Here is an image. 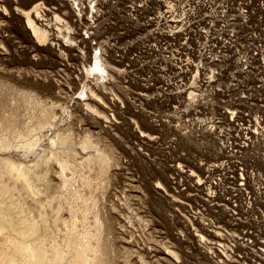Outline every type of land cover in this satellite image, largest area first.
<instances>
[{
  "label": "built area",
  "instance_id": "2783aa9c",
  "mask_svg": "<svg viewBox=\"0 0 264 264\" xmlns=\"http://www.w3.org/2000/svg\"><path fill=\"white\" fill-rule=\"evenodd\" d=\"M36 4L57 49L137 100L177 236L216 264H264V0Z\"/></svg>",
  "mask_w": 264,
  "mask_h": 264
},
{
  "label": "rangeland",
  "instance_id": "374dc122",
  "mask_svg": "<svg viewBox=\"0 0 264 264\" xmlns=\"http://www.w3.org/2000/svg\"><path fill=\"white\" fill-rule=\"evenodd\" d=\"M37 1L0 0V139L2 134L11 141L8 148L0 146V158L47 170L45 180L36 181L40 192L32 203L43 205L51 221L57 203L66 220L72 208L79 214L77 203L62 199L73 188L93 195V210L98 209L102 221L101 264H216L199 251L192 235L174 232L171 204L162 190L168 162L146 157L141 132L151 128L138 112L137 100L128 98L120 84L95 79L74 48L62 44L57 49L53 27L52 37L38 41L17 9L30 10L34 21ZM63 33L69 37L67 29ZM32 137L37 143L31 149L19 146ZM60 155L68 161L67 169L59 164ZM88 220L95 226L91 212ZM51 221L47 245L51 239L55 244V236L63 240L68 231L71 236V226L59 221L56 227ZM67 257L63 264H84L78 249Z\"/></svg>",
  "mask_w": 264,
  "mask_h": 264
},
{
  "label": "bare ground",
  "instance_id": "6f19581e",
  "mask_svg": "<svg viewBox=\"0 0 264 264\" xmlns=\"http://www.w3.org/2000/svg\"><path fill=\"white\" fill-rule=\"evenodd\" d=\"M17 9L24 15L25 21H27L36 39L40 42L45 41L47 35L33 21L30 10L20 7H17ZM45 122L47 123L46 120ZM0 131H2L1 123ZM17 135L21 137L19 132ZM1 137V148L10 147V139L2 134ZM56 142L57 140L52 145H55ZM58 142L69 145L70 141L61 139ZM36 143L37 138L32 137L19 146L26 151L31 149ZM85 143L89 144L90 140H86ZM100 157L103 160L107 159L104 154L100 155ZM47 160L49 161V159ZM57 160L63 169L68 168V161L64 159L63 155L58 156ZM46 174V169L38 172L32 165H25L6 157L0 158V264H63L69 258L67 254H70L73 249L80 251L82 263L101 264L102 221L99 219L98 209L93 210L95 207L93 195H86L80 192L81 189L76 190L73 188L69 194H64L62 199L70 203L71 201L77 203L79 214L72 208L70 209V219L66 220L59 214V210L63 206L60 207L59 203H57V206L54 205L55 208L53 207L55 210L53 209V219L51 221L43 205L35 207V203H32V201H37L36 197L40 192L36 181L38 180L39 182L41 179L46 178ZM86 179L84 178L83 180ZM68 181V179H65L64 184ZM23 195L26 196L24 199ZM36 209H40L38 219V216L34 215V212L37 211ZM90 212L94 218L93 221L96 222L95 226H91L88 220ZM78 219L81 222V229L77 228ZM50 221L56 227L59 221L64 222L66 226H71V230H73L71 236L69 231L65 235L63 234L64 238L61 241L55 236V244L53 243L54 241L51 242V239L50 243L52 245L49 243L50 245L48 244V246ZM16 223L20 225L16 227Z\"/></svg>",
  "mask_w": 264,
  "mask_h": 264
}]
</instances>
